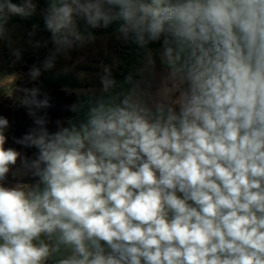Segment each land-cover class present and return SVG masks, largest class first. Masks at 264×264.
I'll use <instances>...</instances> for the list:
<instances>
[{
    "label": "clouds",
    "instance_id": "1",
    "mask_svg": "<svg viewBox=\"0 0 264 264\" xmlns=\"http://www.w3.org/2000/svg\"><path fill=\"white\" fill-rule=\"evenodd\" d=\"M36 11L0 0V43L11 17ZM42 15L50 36L27 32L46 50L31 81L95 42L77 17L159 42L164 72L153 87L103 66L83 118L74 104L54 132L48 98L20 89L34 127L14 142L38 151L5 147L0 116V264H264V0H49ZM155 64L149 51L137 74ZM18 161L34 183L9 182Z\"/></svg>",
    "mask_w": 264,
    "mask_h": 264
},
{
    "label": "rangeland",
    "instance_id": "2",
    "mask_svg": "<svg viewBox=\"0 0 264 264\" xmlns=\"http://www.w3.org/2000/svg\"><path fill=\"white\" fill-rule=\"evenodd\" d=\"M13 3H19L20 0H12ZM37 2V11L34 15L28 18H21L19 16H13L9 20V31H10V41H5L0 43V76L4 77V83L0 80V94L4 92L12 93L13 89L18 86L19 80H23L25 74L22 71V67L25 64L28 58H31L32 53L38 52L39 49H33L28 43L29 37L27 36V32L32 29L33 25H37V35L32 39H40L41 37H48L50 33L46 32L45 23L42 15V10L47 9L49 7V0H36ZM77 27L81 31L85 29H89L94 35L101 34V31H106V29H102V27L92 28L85 19L81 17H77ZM117 25L114 23L108 27V34H113L116 32ZM102 29V30H101ZM82 32V31H81ZM106 40V39H105ZM161 44L159 42H155L151 47L153 50H158V47ZM117 49L113 51V56L117 60L122 61L118 66L114 68V72H112L114 78L118 81H124L125 77L129 74L133 75L134 80H142L149 75V72L144 73L143 76L137 74L138 69L144 68V61L147 57V50L150 49L149 45L147 48H141L131 40L125 41L118 34L117 36ZM20 48L22 49V60L14 62V57L11 55L12 49ZM79 51V50H78ZM29 56V57H28ZM41 58V57H36ZM90 59H94L93 63H91V67H97L98 69L96 73L100 72L102 61L99 59L100 57L92 56ZM43 59V58H41ZM112 60L109 59L105 61L111 65ZM105 65V63H103ZM7 73H6V70ZM64 66H59L58 63L56 67L51 71L45 72L43 76V84L48 90H56L63 87H68L77 95L78 104H83L84 107L81 109L79 113V117L83 118V113L86 111L88 106V101L94 99L95 95H99L100 91V79H96L91 74L79 73L77 74L75 71H70L67 74H61V69ZM21 71L20 76L18 78V82L10 89L8 88L6 79L10 74H14L16 71ZM93 74L92 71H88ZM7 74V76H6ZM91 75V76H90ZM140 76V77H139ZM125 87H130V85H125ZM66 90V89H64ZM10 96V95H9ZM6 98V97H5ZM3 100V99H2ZM77 113L74 118L77 117Z\"/></svg>",
    "mask_w": 264,
    "mask_h": 264
},
{
    "label": "trees",
    "instance_id": "3",
    "mask_svg": "<svg viewBox=\"0 0 264 264\" xmlns=\"http://www.w3.org/2000/svg\"><path fill=\"white\" fill-rule=\"evenodd\" d=\"M43 59L31 57L28 58L22 67V71L25 74L23 80L19 81L18 86L15 88V92L4 98L0 102V116H3L9 121V128L7 130L8 140L5 147H13L19 151L25 152L28 156L37 152L38 149L35 147L24 148L22 145L16 144L14 138H23L26 135L31 134L34 127L33 120L27 114V109L18 105L20 96L22 95L20 89L39 87L40 94L38 99H43L45 96L49 100V107L43 109L50 118L48 128L50 131H56V120L67 122L69 119H73L76 112L71 111V106L78 103L77 95L67 90H48L43 84L42 73L39 81H31L27 75L29 68L33 64H38ZM14 90V89H13ZM38 179L33 177L31 172L24 169L18 161L15 166L12 167L8 180L9 182H20V183H34Z\"/></svg>",
    "mask_w": 264,
    "mask_h": 264
},
{
    "label": "crops",
    "instance_id": "4",
    "mask_svg": "<svg viewBox=\"0 0 264 264\" xmlns=\"http://www.w3.org/2000/svg\"><path fill=\"white\" fill-rule=\"evenodd\" d=\"M102 29L103 30L106 29V31H104V33H103V31H101V34H98V35L95 34L96 40L94 43L87 45L86 47H84L83 49H80L79 51L78 50L74 51L71 54L72 55L71 60L60 59L57 62L58 65L61 67L62 66L69 67L71 69V71H75L77 74L86 72V74H91L96 79H98V78L100 79V76L103 74V66L111 67L112 72H114V68L122 62V61L117 60L116 58L113 57V56H115V55H113V51H115L118 48L117 47V36H118V34L116 35V32H113V34L111 35V34H108V28L102 27ZM42 30H46V29H42ZM81 31L85 34L90 32L89 29H85V30L81 29ZM49 36H50V34H49ZM154 43L149 44L150 49L147 50V55L149 54V51H150L153 58L155 59V62H156V64H155V77L153 78V76L149 73V75L146 78L142 79V80H152L153 87H155L159 84L160 76L164 72V66L161 65L160 60H159V49H160L161 45L158 47V50H153V47H151V44L153 46ZM45 55H46L45 49H39L38 52L31 54V56H33V57H41V58H44ZM92 56L100 57L99 59L102 61L101 65H100L101 69H100V72H98V73H96L97 70H95V69H98L97 67H95V69H94V67H91V63H93L94 59H92V58L90 59L89 57H92ZM109 59L112 60L111 65H109L108 62L107 63L105 62ZM20 61H23V60H20ZM103 63H105V65ZM145 63H146V60L144 61V65H145ZM7 71H9L8 68L6 70V73H7ZM88 71H92L93 74L88 72ZM20 72L21 71L19 70V71L14 72V74H10V76H11L10 79H9V77L5 78L6 82H7L6 85H8V88L11 89L16 84V82H18L17 80L20 76ZM144 73H147V71ZM6 76H7V74H6ZM0 80L3 81V83H4V77L2 78V76H0ZM101 87H102V85H100V89H101ZM59 89H61V90L66 89V90L72 91L68 87H63V88H59ZM9 94L10 93H8L7 91L4 92L3 94H0V102L5 97H8Z\"/></svg>",
    "mask_w": 264,
    "mask_h": 264
}]
</instances>
